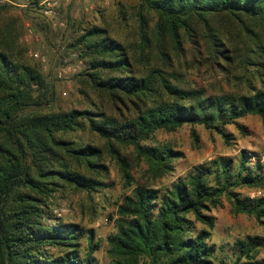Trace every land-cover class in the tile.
Returning a JSON list of instances; mask_svg holds the SVG:
<instances>
[{
	"label": "trees",
	"instance_id": "16d2710c",
	"mask_svg": "<svg viewBox=\"0 0 264 264\" xmlns=\"http://www.w3.org/2000/svg\"><path fill=\"white\" fill-rule=\"evenodd\" d=\"M8 8L0 7V264H98L92 231L53 214L55 195L107 187L101 149L77 133L103 140L131 186L118 147L131 146L164 176L179 153L146 145L157 132L190 125L198 142L193 127L202 126L227 142V125L242 132L240 119H264V0L96 7L93 16L69 24L64 49L84 68L72 78L82 101L67 110L54 107L56 93L19 42L17 18L3 15ZM27 11L41 19L33 23L35 32L47 37L51 24ZM186 45L198 65L230 73L235 89L212 93L191 84L175 69ZM243 188L264 190V154L241 150L195 166L169 186H133L106 239L110 264H264L257 259L264 247L257 236L234 241L228 262L210 243L215 217L209 212L222 197L233 215L264 226V195L249 197Z\"/></svg>",
	"mask_w": 264,
	"mask_h": 264
},
{
	"label": "rangeland",
	"instance_id": "374dc122",
	"mask_svg": "<svg viewBox=\"0 0 264 264\" xmlns=\"http://www.w3.org/2000/svg\"><path fill=\"white\" fill-rule=\"evenodd\" d=\"M120 2L135 6L137 0H69L60 8V19L66 22V27L51 26L53 31L47 34V37L35 32L33 23L40 22L41 19L34 17L29 11L9 7L3 14L5 18H17L21 30L19 42L27 47L28 59L39 62L42 72L50 81L56 93L55 108L67 110L82 101L79 95H75V82L72 78L83 70L84 65L77 61L74 54L64 49L71 35L69 24L93 16L92 12L98 6L112 8ZM29 29L37 36V40L35 37L30 38L28 42L23 40ZM185 48L183 57L175 60V69L181 71L191 84L202 86L212 93L235 89L236 81L230 73L217 66L198 65L195 61L197 57L191 52L190 46L186 45ZM30 52L37 53L44 62L31 57ZM67 66L77 67L76 72L58 77V71ZM239 124L243 127L242 132L233 125L225 127L227 142L216 132L202 126L193 127L198 142H194L191 137L190 125H183L173 132H157L153 139L145 142L146 145L169 147L179 153L172 162V170L164 176H158L151 170L136 156L131 146L118 147L120 155L126 160L125 171L132 178L131 186L126 185L119 164L107 151L104 141L88 131L79 132L76 135L78 139L101 149L100 158L107 167V175L104 178L107 187L91 194L68 192L65 197L55 195L57 206L53 209V214L55 218L73 220L85 230L92 231L93 242L99 246L93 253L95 260L98 264H110L106 239L114 230L117 206L125 195L130 194L133 186L163 188L183 178L195 166L220 156H237L241 150L264 154V119L249 115L240 119ZM251 163H254V160ZM239 191L249 197L264 195V190L243 188ZM209 214L215 217L210 243L215 245L218 258L228 262L233 257L231 246L238 239L257 236L264 242V226L257 224L253 217L244 214L233 215L230 203L225 197L221 198L218 207L210 209ZM82 245L85 250V241ZM257 259L264 260V247L260 248ZM138 264L144 262L140 260Z\"/></svg>",
	"mask_w": 264,
	"mask_h": 264
},
{
	"label": "built area",
	"instance_id": "2783aa9c",
	"mask_svg": "<svg viewBox=\"0 0 264 264\" xmlns=\"http://www.w3.org/2000/svg\"><path fill=\"white\" fill-rule=\"evenodd\" d=\"M69 0H0V7L7 6L10 8L24 9V10H36L39 14L48 21L53 28H65L66 22L60 19V8L61 6L68 2ZM108 1V0H107ZM117 1V0H116ZM37 36L29 29L23 36V40L28 42L30 38ZM31 57L36 59H41L44 62V59L40 58L37 53L30 52ZM77 67L67 66L58 71V77H64L76 72Z\"/></svg>",
	"mask_w": 264,
	"mask_h": 264
}]
</instances>
